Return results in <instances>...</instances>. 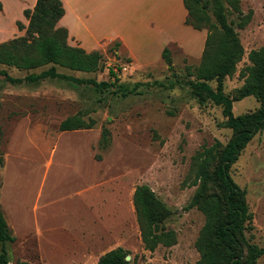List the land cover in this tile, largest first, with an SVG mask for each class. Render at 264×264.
<instances>
[{"label": "rangeland", "instance_id": "obj_1", "mask_svg": "<svg viewBox=\"0 0 264 264\" xmlns=\"http://www.w3.org/2000/svg\"><path fill=\"white\" fill-rule=\"evenodd\" d=\"M0 1L7 6L0 14L2 43L25 31L17 27L20 20H13L18 16L15 0ZM203 2L209 4L210 24L220 30L213 1ZM222 2L244 49L235 73L223 82L224 93L235 97L244 83L239 73L250 65L248 54L264 47V0H239L244 15L253 12L242 29L234 0ZM120 8L112 7L113 19L95 23L97 41H109L123 25ZM206 36L207 29L197 30L195 37L186 38V47L166 45L170 64L163 49L146 55L147 67L129 65L125 51L124 56L117 54L115 43L98 50L104 59L96 73L58 67L76 78L114 82L103 90L59 79L13 84L0 75V213L16 238L7 245L10 264H97L116 247L129 251L132 264L197 262L196 240L205 217L190 206L196 189L190 184L192 157L216 142L224 146L232 137L222 107L208 99L200 106L188 85L196 80ZM49 67L24 71L0 65L14 78ZM110 68L116 76L110 77ZM154 81L175 86L160 88ZM136 83H141L137 93L125 94ZM209 84L216 89V81ZM259 105L254 97H246L233 102V112L243 115ZM76 115L93 128L61 131L60 124ZM230 176L246 191L252 214L246 236L264 249V130L241 152ZM141 184L150 186L172 211L165 227L175 233L176 245L145 250L135 211L126 206L127 197ZM257 264H264V257Z\"/></svg>", "mask_w": 264, "mask_h": 264}, {"label": "trees", "instance_id": "obj_2", "mask_svg": "<svg viewBox=\"0 0 264 264\" xmlns=\"http://www.w3.org/2000/svg\"><path fill=\"white\" fill-rule=\"evenodd\" d=\"M183 1L188 11L186 24L196 30L207 29L201 63L195 71L196 80L188 82V85L192 94L198 98L200 106H204L208 99L222 107L226 118L225 126L232 130V137L226 145L216 142L192 157L190 184L196 189L190 206L196 207L205 217L196 240L199 259L195 264H257L264 257V249L250 243L246 236V232L252 228V214L246 201V191L232 179L230 170L254 136L264 130V47L250 51V65L239 73L244 83L235 97H229L223 91V82L226 77L235 73L244 49L237 32L227 22L224 3L222 0H212L213 14L220 25L218 30L215 25L210 24L207 2ZM234 5L240 18L238 27L242 29L251 22L253 12L244 15L238 7L239 0H234ZM1 8L0 4V10ZM23 15L28 20V25L18 21L17 27L20 31L24 30L25 34L0 43V65L24 71L48 65L50 67L22 78L11 77L6 70L0 69V75L8 82L35 84L46 79H59L76 85H93L99 90L114 86L112 81L97 82L92 78H76L58 71V67H61L71 71L96 73L102 69L104 59L98 50L87 52L80 46L69 44L68 30L59 26L65 15L62 0H37L32 9L23 11ZM162 56L168 64L171 63L169 49H164ZM109 75L116 76L111 68ZM212 81L217 83L215 90L209 84ZM152 84L167 89L175 86V83L167 86L159 81ZM139 85L141 83H136L125 94L137 93ZM246 97H254L260 104L259 108L254 112L235 116L233 102ZM92 128L93 123H87L80 115L69 117L60 124L61 131ZM102 135V141L107 143V132L103 131ZM1 145L0 137V152ZM133 206L145 250L154 252L160 245H176L175 233L165 227L172 211L150 186H136ZM15 241L4 215L0 213V264H10L7 245ZM129 255V251L118 247L100 256L97 264H132L131 260L126 259Z\"/></svg>", "mask_w": 264, "mask_h": 264}, {"label": "crops", "instance_id": "obj_3", "mask_svg": "<svg viewBox=\"0 0 264 264\" xmlns=\"http://www.w3.org/2000/svg\"><path fill=\"white\" fill-rule=\"evenodd\" d=\"M36 1L15 0L18 16L13 20H20L27 26L28 20L24 17L23 11L32 9ZM62 2L65 15L59 26L68 30L70 45L80 46L91 52L116 43L117 54L123 55L121 51H125L129 65L138 62L142 67H147L149 59L146 55L152 52L161 54L166 45L186 47V38L195 37L197 31L186 24L188 11L183 0H62ZM0 4L2 7L0 14H4L7 6L1 1ZM114 5L121 6L119 15L122 16L123 25L103 44L104 41L96 40L98 35L95 33L94 25L110 17L113 19ZM94 41L98 46H92ZM134 190L126 200V206L132 212L135 211Z\"/></svg>", "mask_w": 264, "mask_h": 264}, {"label": "water", "instance_id": "obj_4", "mask_svg": "<svg viewBox=\"0 0 264 264\" xmlns=\"http://www.w3.org/2000/svg\"><path fill=\"white\" fill-rule=\"evenodd\" d=\"M127 260H130V257L129 256H127V258H126Z\"/></svg>", "mask_w": 264, "mask_h": 264}]
</instances>
